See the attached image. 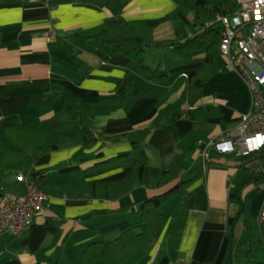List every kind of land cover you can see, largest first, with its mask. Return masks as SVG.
<instances>
[{"label": "crops", "instance_id": "0c3cea01", "mask_svg": "<svg viewBox=\"0 0 264 264\" xmlns=\"http://www.w3.org/2000/svg\"><path fill=\"white\" fill-rule=\"evenodd\" d=\"M174 10V0H0V122L28 124L48 118L67 92L87 101L114 93L125 98L122 107L96 122L107 134L147 124L168 105L191 110L193 117L161 118L144 147L151 167H169L179 156L175 144L189 135L183 165L186 177L197 175L202 167L199 141L235 127L251 106L247 82L228 57L220 51L215 71L192 93L185 88L186 79L202 65L206 50L184 61L172 47H148L145 63L155 68L166 59L169 73L166 82L148 86L149 76L129 57L83 33L129 20L155 21ZM153 34L158 39L174 37L173 21L160 22ZM84 127L77 117L66 120L61 148L35 161V170L48 169L50 183L82 185L121 171L139 155L136 139L65 146L70 135ZM222 158L226 161L202 167L186 189L176 232L168 218L145 264H245L250 243L245 220L259 217L262 178L256 182L253 173L241 178L245 167L234 157ZM171 184L139 185L117 199L50 194L23 233L0 236V264H76L88 243L114 239L124 226L137 223L141 201ZM240 201L246 204L245 212Z\"/></svg>", "mask_w": 264, "mask_h": 264}, {"label": "trees", "instance_id": "16d2710c", "mask_svg": "<svg viewBox=\"0 0 264 264\" xmlns=\"http://www.w3.org/2000/svg\"><path fill=\"white\" fill-rule=\"evenodd\" d=\"M240 4L238 0H189L173 17L165 15L150 22L144 19L129 20L123 24L103 26L83 33L87 38L105 44L112 52L129 57L135 68L149 76L151 83L148 86L169 79L168 64L165 59L155 68L145 63L144 54L148 47H172L176 56L184 61L191 60L198 50L204 48L206 51L202 65L191 72L186 79V90L195 93L215 71V60L220 54L223 27L221 22L217 21V16L233 15ZM166 20H172L174 23V37L155 38L154 28ZM124 101L125 98L116 93L99 97L95 101H87L67 92L63 95L61 105L48 118L28 124L0 122V183L2 184L0 197L3 200L8 199L11 194L23 193L24 183L20 179L21 176H29L49 195L68 194L79 197L88 195L106 199L122 197L139 185L162 187L172 182L163 192L148 196L141 201L137 223L124 226L114 239L94 240L88 243L77 264H145L159 239L161 207L175 195L184 196L186 189L203 171L200 165L201 172L186 177L187 171L183 162L186 160L190 141V136L187 134L181 136L175 144L179 156L175 164L169 167L157 169L151 167L144 147L152 130L161 125V118L171 117L173 120L193 117L191 110L180 111L168 105V109L161 108L157 117L149 123L117 134H107L101 127H96L99 117L109 115L115 108L122 107ZM73 116L85 123V127L71 134L65 146L106 138L136 139L135 148L139 150V155L121 171L82 185L50 183L45 176L48 169L35 170L34 163L41 155L61 148L63 124ZM121 156L108 158L98 165L114 161ZM224 156L234 157L239 165L250 170L256 179L264 178V150L246 156L220 154L211 150L208 164L223 163L226 161L222 158ZM240 203L245 212L246 204L242 201ZM245 223L250 235L245 264H264V227L258 219L246 218ZM156 262L157 260L153 264Z\"/></svg>", "mask_w": 264, "mask_h": 264}, {"label": "built area", "instance_id": "2783aa9c", "mask_svg": "<svg viewBox=\"0 0 264 264\" xmlns=\"http://www.w3.org/2000/svg\"><path fill=\"white\" fill-rule=\"evenodd\" d=\"M222 24L220 51L246 79L251 106L241 121L230 130L199 141L202 167L208 164L210 151L246 156L264 150V0H248L240 4L233 15H219ZM23 193L8 199L0 197V235L23 233L34 214L44 210L49 194L40 189L29 176H21ZM264 188V178L261 179ZM258 221L264 227V200Z\"/></svg>", "mask_w": 264, "mask_h": 264}, {"label": "rangeland", "instance_id": "374dc122", "mask_svg": "<svg viewBox=\"0 0 264 264\" xmlns=\"http://www.w3.org/2000/svg\"><path fill=\"white\" fill-rule=\"evenodd\" d=\"M174 1L177 4V10L172 11V13L175 12L173 14L172 13L167 14L168 16H171L172 15L171 17H173L174 15H176L178 13V11H180L181 9H183L184 5L189 0H174ZM159 18H161V17H159ZM150 51L151 50H149V53H150ZM174 53H175V50H174ZM220 57L224 59V57L222 56V54L220 55ZM148 58H149V54H148ZM165 61H166V59H165ZM67 125H68V127H72V124H67ZM245 171H246V173H245ZM241 173H242V177L241 178H243L244 176H250L252 172L250 170H246L245 168H242ZM245 174H247V175H245ZM257 181H260V179H257L256 182ZM184 207H185V205H184V196L183 195H179V194L178 195H175L172 200H169L168 202H166L161 207V209H160L161 210V213H162V215H161L162 218H161V221H160V228H162L163 227V224H165L164 222L168 218H170V221L168 223L169 228L171 230H174L176 232V229L179 226V224H180L179 222H180V220L182 218V214H183ZM178 230H179V228H178ZM77 263H78V261H76V264Z\"/></svg>", "mask_w": 264, "mask_h": 264}, {"label": "bare ground", "instance_id": "6f19581e", "mask_svg": "<svg viewBox=\"0 0 264 264\" xmlns=\"http://www.w3.org/2000/svg\"><path fill=\"white\" fill-rule=\"evenodd\" d=\"M245 79V78H244ZM245 81H246V79H245ZM247 82V81H246ZM247 85H248V83H247ZM248 88H249V85H248ZM249 91H250V89H249Z\"/></svg>", "mask_w": 264, "mask_h": 264}]
</instances>
